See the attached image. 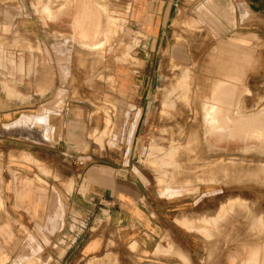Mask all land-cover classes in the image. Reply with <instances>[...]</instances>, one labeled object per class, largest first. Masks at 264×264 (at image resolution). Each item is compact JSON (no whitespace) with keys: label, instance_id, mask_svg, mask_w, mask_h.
<instances>
[{"label":"rangeland","instance_id":"obj_1","mask_svg":"<svg viewBox=\"0 0 264 264\" xmlns=\"http://www.w3.org/2000/svg\"><path fill=\"white\" fill-rule=\"evenodd\" d=\"M96 1L0 0V44L3 43L4 51L7 43L17 42L23 34L20 29L28 24L34 36L30 48L35 69L48 68L52 72L53 79L56 77L52 97L60 102L59 108L65 113L70 109L82 120L79 126L86 135H79L84 138L76 143L75 150L88 158L82 160V170L77 176L82 178L84 169L92 165H127L126 168L132 169L142 183L160 196L175 197L193 191L195 200L202 196L200 185L218 183L221 193L213 200H223L226 205H219L223 208L233 206L224 221L235 216L241 226L257 229L258 239L264 241V145L258 143V140L264 141V135L247 138L253 131L263 133L257 128L262 124L264 128V81L258 79L256 86L260 89L255 92L247 86L244 77L249 70L263 71L260 49L250 48L257 55L254 63L246 58L240 52L244 49L232 42L233 37L224 35L223 27L215 26L211 16L209 20L203 17V0H189L190 9L177 11H173V0ZM258 27L264 29V21H259ZM97 44L102 46L98 49ZM4 51L1 53L7 59L2 58V62H13L19 56L16 51ZM126 69L130 80L124 93H120L117 70ZM170 75L174 77L172 80ZM171 87L178 89L172 90L174 94L165 104L162 95ZM233 100L239 102L235 108L239 116H260L261 125H252L250 131L231 126L230 132L233 128L242 130V145L238 140L226 143L242 149L238 153L219 155L217 143L210 145L209 138H205L208 131H214L207 109L221 101L234 103ZM221 107L222 116L232 121L233 106ZM206 116L207 123L202 122ZM108 117L111 123L106 122ZM19 123L27 124L20 120ZM100 135L104 136L103 148L96 140ZM246 140L254 143L248 148ZM153 142L156 149H152ZM155 143H159L158 148ZM9 173L13 178L19 176L16 169H10ZM72 183L69 182L68 190ZM169 188H173V193L165 191ZM219 208L215 214L202 217L203 222L201 218L198 225H193L197 232H204L200 234L205 240L223 222L210 220L218 215ZM0 210H6L3 202ZM178 223L187 226L186 220ZM22 231L27 230L22 227ZM24 261L38 262L29 257Z\"/></svg>","mask_w":264,"mask_h":264},{"label":"crops","instance_id":"obj_2","mask_svg":"<svg viewBox=\"0 0 264 264\" xmlns=\"http://www.w3.org/2000/svg\"><path fill=\"white\" fill-rule=\"evenodd\" d=\"M191 5L189 0H173V11ZM201 10L253 63L257 55L250 48H259L264 67V29L258 27L264 21V0H203ZM20 30L23 34L12 43L17 48L7 43L4 51L0 44V62L7 59L2 51L19 54L13 62L0 63V203L6 209L0 210V264H29L24 261L28 257L36 258L33 264H264V241L257 229L241 226L235 216L211 231L209 240L193 229L224 202L213 200L221 193L218 183L200 185L202 196L195 200L193 191L160 196L127 165H92L79 178L82 160L88 158L75 150L84 138L79 135H86L79 126L82 120L70 109L65 113L59 108L52 97L56 77L48 68L34 67L33 30L28 24ZM117 76L118 90L124 93L130 75L126 69L117 70ZM244 77L256 92L264 69L249 70ZM233 101L217 106H233L231 117L237 119L239 102ZM36 118L42 123L28 124L27 119ZM23 119L27 124L19 123ZM106 122L111 123V117ZM100 136L96 140L103 148ZM215 138L219 155L242 149L226 143L238 139L242 145L240 129ZM10 169L19 176L13 178ZM179 220H186L187 226Z\"/></svg>","mask_w":264,"mask_h":264},{"label":"bare ground","instance_id":"obj_3","mask_svg":"<svg viewBox=\"0 0 264 264\" xmlns=\"http://www.w3.org/2000/svg\"><path fill=\"white\" fill-rule=\"evenodd\" d=\"M64 1V0H63ZM84 1V0H83ZM96 1V0H95ZM60 2V1H59ZM96 2H98V1H96ZM65 3V2H64ZM76 3V2H75ZM86 3V2H85ZM63 4V3H62ZM98 5H99V3H98ZM96 6V5H95ZM65 7V6H64ZM68 7V6H67ZM100 7V6H99ZM69 8H70V4H69ZM68 8V9H69ZM54 9H56V8H54ZM50 10V9H49ZM103 12V11H102ZM49 15H50V12L48 13ZM99 14V13H98ZM97 39V38H96ZM84 40V39H83ZM82 40V41H83ZM90 41V40H89ZM103 43V42H102ZM98 45V44H97ZM96 46V45H95ZM102 46V45H101ZM100 46V44L98 45V49H99V47H101ZM91 47H93V46H91ZM96 48V47H95ZM101 51V50H100ZM101 54V53H100ZM102 55V54H101ZM184 73H185V71H183ZM182 73V72H181ZM180 73V74H181ZM174 74V73H173ZM186 74V73H185ZM184 74V75H185ZM188 75V74H187ZM187 75H185V76H187ZM174 76H176V75H174ZM177 76H179V74H177ZM183 76V75H182ZM169 77H171V75L169 76ZM184 77V76H183ZM172 78H174L173 76L171 77V80H172ZM174 80V79H173ZM169 82H170V80H169ZM220 86V85H219ZM221 87V86H220ZM215 88V87H214ZM173 89H178V87H171V88H169V89H167L168 91H165L164 92V95H162L163 96V101H164V103L165 104H167L168 102H169V99L172 97V95L174 94L173 92H172V90ZM215 90H217L216 88H215ZM214 90V91H215ZM220 91V90H219ZM258 91V90H257ZM258 93V92H257ZM212 95H213V92L211 93ZM217 94H218V92H217ZM216 94V95H217ZM210 97H211V95H210ZM213 97V96H212ZM215 99V98H214ZM209 100V99H208ZM210 101V100H209ZM212 101V100H211ZM204 102V106H205V104H207V103H205V101H203ZM209 104V103H208ZM208 104H207V106H208ZM206 106V107H207ZM210 106V105H209ZM205 107V108H206ZM204 107H203V105H202V109H203ZM207 109V108H206ZM206 109H205V111H206ZM207 110H209L208 112H210L211 113V116L209 115V117H211L209 120H210V122H211V128L212 129H214V131H208L209 133L207 134H205V138H209L208 140H209V142L208 143H210V145H214V144H216V142L218 141L216 138H215V136L216 137H218V136H220V135H225V136H231V132H230V127L231 126H233L234 128H248V130L250 131L252 128H251V126L252 125H258L259 123H260V125H261V117L259 116V117H252V118H244V117H238L237 119H233L232 121L231 120H229V118H224L223 116H222V113H223V111H224V109H222V107L221 106H217L216 104H213L212 105V107L209 109V107H208V109ZM226 110V109H225ZM207 112V113H208ZM225 113H227V112H225ZM224 114V113H223ZM207 115V116H208ZM228 115V114H227ZM207 116H206V118H204V120L202 121V122H204L205 120L206 121H208V119H207ZM225 116V115H224ZM28 120V124H33V125H35V123L37 124L38 123V119H33V120H31V119H27ZM23 121L25 122L26 120L25 119H23ZM205 121V123H207ZM210 122H208V125L210 124ZM205 123H203V126H204V124ZM39 124V123H38ZM201 126V125H200ZM202 127V126H201ZM205 127H206V124H205ZM232 127V128H233ZM257 127V126H256ZM263 127V124L260 126V127H258L257 129H262L263 130V133H258L257 131L256 132H251L250 134H248L247 135V138L248 139H250L252 136L254 137V136H258V135H264V128H262ZM233 128V129H234ZM211 129V130H212ZM48 130H49V128L46 126L45 128H44V133L46 134V136H47V133H48ZM167 133H168V131H167ZM161 134V133H160ZM235 137V136H234ZM237 137V136H236ZM222 139V138H221ZM238 140V139H237ZM250 142H252V141H248V140H246V144L248 145L247 147L249 148L250 147V145H252L253 143H250ZM258 143L259 144H261V145H264V141H259L258 140ZM156 144V143H155ZM157 144H159V143H157ZM156 144V147L158 148V146L159 145H157ZM257 144V143H256ZM153 148L152 149H156L155 148V146H154V142H153ZM163 145V144H162ZM169 145V144H168ZM168 145L166 146L165 145V147L167 148L168 147ZM170 145H172L173 146V144L170 142ZM169 145V146H170ZM209 145V144H208ZM174 147V146H173ZM163 148H164V146H163ZM170 148V147H169ZM177 148V147H176ZM244 148H246L245 146H244ZM160 149H161V147H160ZM171 149H172V147H171ZM174 149V148H173ZM172 149V150H173ZM247 149V148H246ZM175 150V149H174ZM177 150V149H176ZM168 151V150H167ZM178 151V150H177ZM162 152V151H161ZM166 152V151H165ZM156 153V152H155ZM152 154V153H151ZM162 154H164V153H162ZM161 154V155H162ZM167 154V153H166ZM165 154V155H166ZM170 154V153H169ZM169 154H167V155H169ZM172 155V154H171ZM148 157H150L151 158V156H148ZM150 158H147L148 159V162H151L150 164H154L151 160L152 159H150ZM152 158H156L154 155H152ZM161 159H162V157H161ZM164 159V158H163ZM162 159V160H163ZM172 159V158H171ZM166 160V159H165ZM173 161H175L174 159H172ZM157 161H159L158 159L156 160V163H158ZM164 161V160H163ZM168 161V160H167ZM172 161V162H173ZM177 161V160H176ZM166 162V161H165ZM167 163V162H166ZM169 163V162H168ZM176 163H179V162H176ZM199 164V163H198ZM175 165H177V164H175ZM179 165V164H178ZM178 165H177V167H178ZM195 166V165H194ZM176 166H174V168H175ZM210 168V167H209ZM159 169V168H158ZM194 169V168H193ZM177 170V169H176ZM207 172V171H206ZM164 173V172H163ZM262 173H263V176H264V167H263V171H262ZM174 174V173H173ZM203 174H204V172H203ZM210 174V173H209ZM205 176H208V174L206 175V174H204ZM204 175H203V177H204ZM211 175V174H210ZM210 175H209V177H210ZM212 175H213V173H212ZM175 176V175H174ZM173 176V177H174ZM178 176V175H177ZM161 178H162V176H160ZM201 177H202V175H201ZM213 177V176H212ZM160 178V181H159V184H163V181H161V180H163V179H161ZM178 178V177H177ZM205 178V177H204ZM204 178H203V180H204ZM207 179H210V178H208V177H206ZM215 178H216V176H215ZM218 178V177H217ZM264 178V177H263ZM262 178V179H263ZM175 178H173V180H174ZM200 179V178H199ZM213 179V178H212ZM176 180V179H175ZM211 180V179H210ZM216 180V179H215ZM177 181V180H176ZM200 181V180H199ZM202 181V180H201ZM212 181H214V180H212ZM156 182H158V180L156 181ZM161 182V183H160ZM169 182V181H168ZM175 182V181H174ZM161 184V185H162ZM161 185H159V186H161ZM164 187V186H163ZM162 187V188H163ZM159 188V187H158ZM160 189V188H159ZM166 192H170V193H173V188H169L168 189V191L167 190H165ZM174 192H180V190H174ZM238 201V200H237ZM240 201V200H239ZM228 201H226L225 203H227ZM232 202V204H233V201H231ZM230 202V203H231ZM244 202V201H243ZM235 203V202H234ZM237 203V202H236ZM242 203V202H241ZM2 204V203H1ZM245 204V203H244ZM223 205H224V203H223ZM226 205V204H225ZM224 205V206H225ZM238 205H240V204H238ZM243 204H241L240 206H242ZM219 207H222V208H219ZM218 208L220 209L219 210V213H218V215L216 214V216L215 217H212V218H210V220L211 221H217V223H218V221H224V216H225V214H227L228 212H231L232 210H233V206H228L227 205V207H224L223 208V206H219ZM218 208H217V210H218ZM243 208H244V206H243ZM236 212V211H235ZM238 212V211H237ZM242 213V212H241ZM240 213V214H241ZM239 214V213H238ZM244 214V213H243ZM242 215V214H241ZM244 216V215H243ZM227 217V216H226ZM257 218V217H256ZM228 219V218H227ZM201 220V219H200ZM199 220V221H200ZM205 220H209V218L207 219V218H205ZM226 221V220H225ZM202 222H203V218H202ZM212 223V222H211ZM216 223V222H215ZM220 223V222H219ZM205 224H206V222H205ZM213 224V223H212ZM203 225V224H202ZM216 225V224H215ZM217 226V225H216ZM211 227V226H210ZM215 227V226H214ZM213 227V228H214ZM202 228V227H201ZM205 229V231H206V229L207 228H204ZM203 229V230H204ZM198 230H202V229H198ZM202 232V231H201ZM200 232V233H201ZM207 232V231H206ZM202 233H204V232H202ZM208 233V232H207ZM206 234V233H205ZM208 236V235H207ZM204 237V236H203ZM207 239V238H206ZM211 253V252H210Z\"/></svg>","mask_w":264,"mask_h":264}]
</instances>
